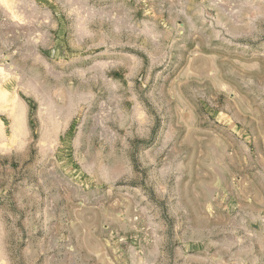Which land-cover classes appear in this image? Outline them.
Masks as SVG:
<instances>
[{"label":"rangeland","instance_id":"obj_1","mask_svg":"<svg viewBox=\"0 0 264 264\" xmlns=\"http://www.w3.org/2000/svg\"><path fill=\"white\" fill-rule=\"evenodd\" d=\"M0 264H264V0H0Z\"/></svg>","mask_w":264,"mask_h":264}]
</instances>
